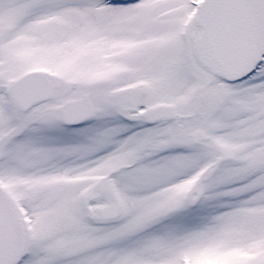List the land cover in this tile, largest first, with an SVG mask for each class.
<instances>
[{
    "label": "snow or ice",
    "instance_id": "obj_1",
    "mask_svg": "<svg viewBox=\"0 0 264 264\" xmlns=\"http://www.w3.org/2000/svg\"><path fill=\"white\" fill-rule=\"evenodd\" d=\"M0 264H264V0H0Z\"/></svg>",
    "mask_w": 264,
    "mask_h": 264
}]
</instances>
